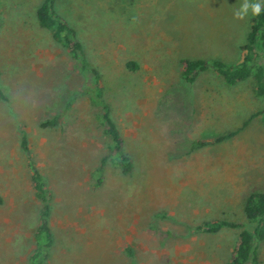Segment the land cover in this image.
Here are the masks:
<instances>
[{
  "label": "rangeland",
  "instance_id": "rangeland-1",
  "mask_svg": "<svg viewBox=\"0 0 264 264\" xmlns=\"http://www.w3.org/2000/svg\"><path fill=\"white\" fill-rule=\"evenodd\" d=\"M43 1L0 0V264H28L36 248L30 162L53 195L43 264H228L240 230L195 228L245 223L247 198L264 191V100L253 80L231 86L211 70L187 83L181 61L236 65L253 17L234 18L244 0H56L100 74L129 175L88 95L92 75L39 23ZM199 140L210 145L193 150ZM258 250L264 264V241Z\"/></svg>",
  "mask_w": 264,
  "mask_h": 264
},
{
  "label": "trees",
  "instance_id": "trees-1",
  "mask_svg": "<svg viewBox=\"0 0 264 264\" xmlns=\"http://www.w3.org/2000/svg\"><path fill=\"white\" fill-rule=\"evenodd\" d=\"M56 0H44L37 10L40 25L50 31L54 40L69 51L71 57L78 63V67L84 72H90L93 77V86L87 90L88 95L102 108V125L105 133L110 139L109 149L116 156V163L122 173L129 175L133 172L134 163L125 153L124 138L120 130L110 116L109 106L99 103L101 99L102 80L100 74L89 63L82 43L77 39L76 32L57 13L55 8ZM259 16H253L250 23V30L246 36L244 45L241 48L240 60L236 65H228L220 60L206 59H183L181 77L187 83H193L199 73L213 71L218 74L227 85H235L238 82L253 80L254 94L257 98L264 100V3ZM1 28V22H0ZM127 67L131 71H137L139 66L136 62L130 61ZM254 117V116H252ZM264 120V117H263ZM247 123V122H246ZM57 124V119L46 120L42 127H52ZM236 132H232L223 137H219L215 142H222L233 137ZM210 145L207 140H199L193 143V150L201 149ZM22 149L28 154V141L24 135L21 141ZM107 161L102 160L101 165L96 169L98 175L97 185L103 183V172ZM31 179L36 197L42 203L39 224L34 234L35 251L31 255L28 264H43L48 259L50 249L54 243V236L50 225V212L53 195L44 182V177L30 162ZM3 198L0 195V204ZM245 223H236L227 220L211 219L206 220L195 228L199 234H218L227 229H239V237L234 247L232 256L228 264H262L258 250V243L264 241V191L251 194L244 205ZM131 253V251H130Z\"/></svg>",
  "mask_w": 264,
  "mask_h": 264
},
{
  "label": "clouds",
  "instance_id": "clouds-1",
  "mask_svg": "<svg viewBox=\"0 0 264 264\" xmlns=\"http://www.w3.org/2000/svg\"><path fill=\"white\" fill-rule=\"evenodd\" d=\"M249 10H251L253 16H259L262 11V5L259 2L250 4L248 0H244L240 8L234 12V18L243 20L247 16Z\"/></svg>",
  "mask_w": 264,
  "mask_h": 264
}]
</instances>
